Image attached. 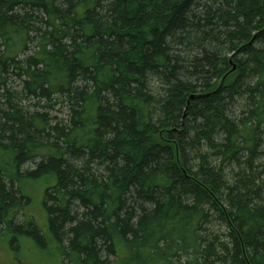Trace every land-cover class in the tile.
I'll return each mask as SVG.
<instances>
[{
    "label": "trees",
    "instance_id": "1",
    "mask_svg": "<svg viewBox=\"0 0 264 264\" xmlns=\"http://www.w3.org/2000/svg\"><path fill=\"white\" fill-rule=\"evenodd\" d=\"M0 226L61 264H264V0H0Z\"/></svg>",
    "mask_w": 264,
    "mask_h": 264
},
{
    "label": "rangeland",
    "instance_id": "2",
    "mask_svg": "<svg viewBox=\"0 0 264 264\" xmlns=\"http://www.w3.org/2000/svg\"><path fill=\"white\" fill-rule=\"evenodd\" d=\"M51 115L54 116L56 113H51ZM59 116L61 117L62 115L59 114ZM25 191L26 193L33 192V188L27 186L25 187ZM27 214L34 219L35 227L40 231L39 236L42 237L41 235L46 234L49 236L48 218L43 206V194L41 191L35 194L32 205L27 208ZM16 221L19 224L24 222L22 213L17 215ZM3 231L4 227L0 226V233L6 234ZM11 234L10 236L5 235V237H0V264H61L54 246H52L53 244L40 247L37 239L34 237H23L21 243L24 247L20 245L18 250L15 251L11 247L13 232ZM115 259L112 257L110 261L113 262Z\"/></svg>",
    "mask_w": 264,
    "mask_h": 264
},
{
    "label": "bare ground",
    "instance_id": "3",
    "mask_svg": "<svg viewBox=\"0 0 264 264\" xmlns=\"http://www.w3.org/2000/svg\"><path fill=\"white\" fill-rule=\"evenodd\" d=\"M232 57H233V56H232ZM230 64H233L232 58L230 59ZM235 71H236V66L233 64V69H232V70H231L226 76L223 77V79H222L221 82H220V85H219L218 90L223 86V84H224L226 78H227L229 75L235 73ZM209 95H210V94H209ZM199 97H202V96L192 95L190 99L193 100V99H195V98H199ZM187 105H189V102H188ZM188 107H189V106H187V108H188ZM25 219H26V218H25Z\"/></svg>",
    "mask_w": 264,
    "mask_h": 264
}]
</instances>
